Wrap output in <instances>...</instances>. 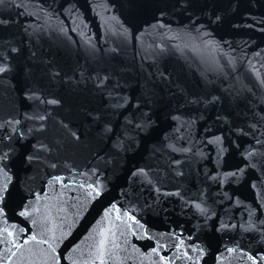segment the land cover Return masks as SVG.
<instances>
[{
    "label": "water",
    "instance_id": "water-1",
    "mask_svg": "<svg viewBox=\"0 0 264 264\" xmlns=\"http://www.w3.org/2000/svg\"><path fill=\"white\" fill-rule=\"evenodd\" d=\"M0 264H264V0H0Z\"/></svg>",
    "mask_w": 264,
    "mask_h": 264
}]
</instances>
